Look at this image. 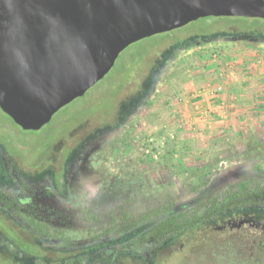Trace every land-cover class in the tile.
Wrapping results in <instances>:
<instances>
[{"label": "flooded vegetation", "instance_id": "flooded-vegetation-1", "mask_svg": "<svg viewBox=\"0 0 264 264\" xmlns=\"http://www.w3.org/2000/svg\"><path fill=\"white\" fill-rule=\"evenodd\" d=\"M198 19L215 21L205 29L186 28ZM257 22L264 17L210 15L140 39L155 42L131 63L138 74L114 91L112 114L58 140L44 156L46 166L22 165L0 129V261L264 264V135L246 143L239 158L204 164L170 193L148 201L137 200L145 176L124 167L158 85L188 58L209 57L219 66L224 57H264V26ZM0 113L19 126L1 107Z\"/></svg>", "mask_w": 264, "mask_h": 264}, {"label": "water", "instance_id": "water-1", "mask_svg": "<svg viewBox=\"0 0 264 264\" xmlns=\"http://www.w3.org/2000/svg\"><path fill=\"white\" fill-rule=\"evenodd\" d=\"M210 15L264 17V0H0V107L39 129L128 45Z\"/></svg>", "mask_w": 264, "mask_h": 264}, {"label": "rangeland", "instance_id": "rangeland-1", "mask_svg": "<svg viewBox=\"0 0 264 264\" xmlns=\"http://www.w3.org/2000/svg\"><path fill=\"white\" fill-rule=\"evenodd\" d=\"M214 21L198 19L186 28L205 29L209 25L212 26ZM257 23L262 24V22ZM262 25L264 26V23ZM183 32L185 31L182 30ZM153 42H155L153 38H145L128 45L101 80L82 96L72 99L59 108L50 121L39 130H23L20 125H14L0 113V129L3 131L6 146L17 154L22 165L33 168L46 166L48 161L44 156L58 140H67L73 130L93 126L112 114L114 91L127 84L130 80L128 76L133 79L134 74H138L131 63L137 62L138 58L135 57ZM186 62L185 67L177 69L164 84L158 85L155 99L136 127V137L125 153L124 167L133 174L145 176L144 186L139 189L143 193L137 199L139 202L170 193L181 184L185 174L198 172L204 164L229 162L239 158L246 143L256 135H264V130L254 129L243 132L244 135H240L237 139L227 140L226 137L225 140L213 132L208 138L202 134L203 131L199 132V127H193L190 120L191 101L183 102L178 98L185 97L203 82H210L208 79L213 76V70L209 67V57L188 58ZM188 62L191 64L188 65ZM119 71H123V74L117 77ZM142 72L143 69L140 68L139 73ZM220 80L213 78L212 81L223 85ZM253 93L256 95L259 91ZM215 128L214 126L213 129ZM0 226V228L5 227L3 224ZM21 247L30 253L37 251L28 243H22ZM5 263L0 261V264ZM49 263L57 264L56 261Z\"/></svg>", "mask_w": 264, "mask_h": 264}, {"label": "crops", "instance_id": "crops-1", "mask_svg": "<svg viewBox=\"0 0 264 264\" xmlns=\"http://www.w3.org/2000/svg\"><path fill=\"white\" fill-rule=\"evenodd\" d=\"M222 59V64H218L219 66L209 64V67L213 70V76L208 79L210 81L208 83H217L212 81L213 78L221 79L220 81L224 83L225 96L229 100L228 115L231 123L227 140L230 138L237 139L240 135H244L243 132L248 130H264V57L252 55L246 60L244 58L234 59L233 61V59L228 57ZM205 84L207 83L203 82L200 87ZM256 90L259 93L255 95L253 91L256 92ZM190 106L192 108V114H190V116L192 115L190 117L191 125L199 127V132L203 131L202 134L208 138H210L209 133L212 134V132L220 137L216 134V128L210 131L205 129L204 119L202 118V114H200L203 111L206 115H211L217 120L219 110L216 101L205 95L193 99ZM216 123L217 121L215 125Z\"/></svg>", "mask_w": 264, "mask_h": 264}, {"label": "built area", "instance_id": "built-area-1", "mask_svg": "<svg viewBox=\"0 0 264 264\" xmlns=\"http://www.w3.org/2000/svg\"><path fill=\"white\" fill-rule=\"evenodd\" d=\"M205 95L213 98L216 101L219 110L217 120L212 118L211 115H206L203 111H201L200 114H202V118L204 119L203 121L206 127L205 129L210 131L215 126L216 134H218L222 138H228L230 133L229 131L231 129V123L229 121L228 115L229 100L225 96L226 94L222 84L207 83L196 90H191L188 95H186L185 97L178 98V100L188 102L192 101L193 99L203 97ZM216 121L217 123L215 125ZM209 136H211V133H209Z\"/></svg>", "mask_w": 264, "mask_h": 264}, {"label": "trees", "instance_id": "trees-1", "mask_svg": "<svg viewBox=\"0 0 264 264\" xmlns=\"http://www.w3.org/2000/svg\"><path fill=\"white\" fill-rule=\"evenodd\" d=\"M18 262L21 260V258L17 257L16 259ZM21 262V261H20ZM24 264H26V262L24 261Z\"/></svg>", "mask_w": 264, "mask_h": 264}]
</instances>
